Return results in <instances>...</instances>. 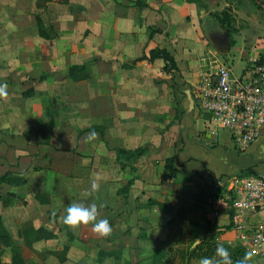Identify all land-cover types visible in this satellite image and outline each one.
Instances as JSON below:
<instances>
[{"label": "crops", "instance_id": "crops-1", "mask_svg": "<svg viewBox=\"0 0 264 264\" xmlns=\"http://www.w3.org/2000/svg\"><path fill=\"white\" fill-rule=\"evenodd\" d=\"M148 1L150 8H140L139 22L122 18L124 15L119 12L122 9L119 5H113L112 10L115 12L108 10L103 14L105 11L103 9L98 14L99 4L96 0L83 7L88 11V18L82 22L81 7L77 6V0H71L68 4L51 2L42 11L37 8V0H0V59L6 58L11 51L8 48L11 47L9 44L11 40L23 42L19 50L23 49V57L27 58L26 61L20 62L19 59L22 58L17 53L19 62H12L11 65L0 62V83H7L8 92L18 91V96H22L14 99L9 93L7 100L0 99V177L8 174L27 181L26 184L19 186L5 183L0 185V214L12 238L22 241L24 245V239L19 236V232L28 223L57 234V239L42 240L33 244L31 248L35 251V263L44 264L45 257H55L59 264H155L167 261L169 256L164 253L172 235L170 229L175 228L178 222H183L184 226L187 225L191 229L186 234L191 240H195L196 237H200L201 240L209 238L204 237L209 234L208 226L218 230L226 228L229 230L228 233L224 234V239H220L226 244L235 237L231 231L232 222L229 216L231 209L227 193L229 180L249 170L257 175H264V158H261L264 150V131L261 138L247 149L241 150L236 145L231 149L224 144L220 148L219 130L223 129L213 127L212 130L210 118L207 121L200 119V108L193 88L192 92L189 87L182 90L181 86L179 89L182 96L179 99L181 102L179 106L184 108L179 125L175 109L172 115H163L164 117L157 113V108L162 103L158 94L159 87L152 95L154 107L151 113L152 121L157 123V131L152 138L156 139L152 143L151 135L145 133L143 135L140 132V137H145L150 145L147 144L149 149L140 156V178H132L134 183L126 193L120 190L128 182L123 187H117L114 192L113 184L108 177L110 165L118 158V152L114 149L128 151L140 148L134 146L140 144L137 142L140 137L135 136L126 123L129 110L127 113L113 115L111 107L105 104L96 116L97 114L92 115L89 112V107L75 108L74 102L77 100L72 98V111H68L69 109L67 112L58 111L52 116L46 115L44 109L32 111V96L37 95L33 91L41 87L50 89L49 85L59 90L68 82L77 84L86 82L68 79L69 67L75 66L74 64L67 66L66 70L60 69L64 67L62 64L64 65L66 57L69 58L72 54L65 55L66 50L62 48L65 42H81L80 30L86 26L90 31L91 40L103 42L111 37V34L125 33L133 36L135 31L139 30L136 25L143 27L144 24V33L141 29L140 31L141 36L145 34L148 36L145 55H149V51L155 48L158 38L165 35L168 38L177 36L168 20L163 27L158 26L162 33L150 37L149 27L160 25L161 19H158L157 23L151 19L150 24L148 18L153 16L152 14H159V10L162 11L160 17L162 15L167 17L170 11H173L175 1L164 0L163 3L156 1L157 4L152 0ZM121 5L128 8L126 4ZM109 6L107 5V9ZM130 8L134 11L137 9ZM5 9L7 16H2ZM113 14L116 19L111 25L110 16ZM37 15L40 16L45 30L50 28L55 34H49V38L40 34ZM32 26L37 28L36 33L35 29L31 30ZM50 46L52 49H49ZM72 47L78 51L74 44ZM228 49L224 47L220 54L227 53ZM204 52L202 49L195 54L199 57L201 54L202 59ZM116 54L111 51L105 55L100 53L112 63L114 70L122 68L121 64L124 62L119 61ZM259 55L255 51L253 56ZM155 61H146V66L143 67H149ZM211 62L220 64V61L215 59ZM13 63H17L16 66L12 65ZM177 64L179 70L168 74L164 80L174 77L178 72L182 74L178 61ZM143 72L146 71L140 74ZM149 73L152 74L148 76L150 78L155 75L153 72ZM126 81L122 79L121 83L119 82L121 88L125 84L128 86L130 82ZM145 87L146 82L140 81V98L137 104L145 95L141 92ZM22 100H27L26 103L29 104L24 112L20 110L18 113L16 106ZM80 115H86L85 119L100 120L96 124L78 125L77 122L80 121L76 118ZM65 116L69 117L67 122L62 121ZM161 119L166 126L175 121L170 133L168 135L166 133L164 138L160 133ZM108 121H111V125L107 124ZM50 122L53 126L49 125ZM100 127L104 129V134L97 131ZM93 129L99 135L95 140L88 141L87 134ZM209 131L213 132L210 138ZM226 136L225 140L231 139L228 132ZM159 145H165L164 149H155ZM176 154L179 172L166 180L168 172L165 169V161ZM155 166H160L163 171L160 180L151 177ZM107 174L108 177H104ZM93 179L100 184L97 193H90ZM38 195H43L45 203L38 199ZM210 197L214 200L212 203ZM152 201L155 204H151ZM72 202L83 203L86 206L93 202L98 206L103 204L98 218L109 220L113 227L112 234L102 238L93 232L91 224L81 225L76 229L65 226L62 217L65 215L66 207ZM247 216L249 223L262 222L264 218L262 215L250 213ZM257 217H260V221H256ZM160 231L166 234L163 238L160 237ZM168 234L170 236L166 237ZM65 247L69 248L66 254L63 253ZM192 248L191 245L186 250ZM131 249L133 251L140 249V256L131 257L129 255ZM40 254L44 255V258L41 259ZM161 254L166 256L165 259L157 261L156 256L160 257ZM60 257H65V260L61 262Z\"/></svg>", "mask_w": 264, "mask_h": 264}, {"label": "rangeland", "instance_id": "rangeland-1", "mask_svg": "<svg viewBox=\"0 0 264 264\" xmlns=\"http://www.w3.org/2000/svg\"><path fill=\"white\" fill-rule=\"evenodd\" d=\"M94 1L95 0H77V6L81 7L82 22L88 18V11L84 10L83 7H87L89 2L92 3ZM135 1L138 0H96L99 4L97 13L100 14L103 9H105L103 13L105 14L108 10L113 9V5H119L122 9L119 11V8H117L116 10L124 15L122 18L125 17L128 18L127 20L139 22L140 7L134 4ZM141 1L146 3L149 2L148 0ZM156 1L163 3L164 0H152L153 3L157 4ZM174 1L175 7L173 11H170L167 17H164L163 15L160 17L159 15L162 11L159 10V14H152L156 18L153 16L148 18V20H150V24L152 23V20H155L157 23V21L159 22L158 19H161L162 22L159 23L160 25L150 26L149 30L151 32L158 30V26L163 27L166 22L170 20V27L174 30L177 36L168 38L165 35V37L158 38L155 48H169L168 50L172 53V55L174 54V57L178 61L182 69V74L178 72L179 75L177 73L174 77L164 80L169 73L164 67L162 68L164 65L162 60L155 61L149 67H143L146 66L145 60L138 62V59L145 55L144 50L147 48L146 43L148 41V36H145L147 34L141 36L142 31L144 33V24L143 27L136 25L137 28L139 27V30L135 31L133 36L125 33L122 35L111 34L112 36L105 39L103 42H95L91 40L89 37L90 31L87 30L88 27L86 26L80 30L81 42H65V46L63 43L58 42L59 45L62 44L64 46L61 47L66 50V56L72 53V57H66L64 65L62 64L64 67L61 66L62 68H59L61 70H66L67 66L73 64L84 67V70L79 71V74L85 76V79L82 81L86 82L81 84L68 82V84H63L59 90H56L52 87V85H49L50 89L41 87L37 89V91H33L36 92L37 95L32 96V111L35 112L36 109H39L40 111L44 109V113L51 116L55 115L58 111L67 112L68 109V111H72V98L77 100L74 102L75 108L82 107V109H84L89 107V112L92 115L97 114L96 116H98L100 110L105 104L111 107V114L113 115L127 113L129 110V116L126 117V123L128 127H130V131H132L135 136L138 135L139 137L140 132L142 134L145 133V135H151L150 140L153 143L156 138H152V135L154 134L153 137L155 136L157 123L156 121H152L153 117L151 113L154 109L152 95L156 92L158 87L160 88V92L158 94H160L162 103L161 106L157 108V113H160L161 117H164L163 115H172L175 109L177 114L176 120L179 125L180 117L183 115L181 112L184 109L179 106L181 104L179 99L182 97L179 89L181 86L182 90L189 87L192 92L191 84H195L198 79V74L203 70L217 66V64L211 61L214 59L216 61H220V64H224L231 69L232 75L241 76L243 71L250 67L249 61L255 57L253 56L255 55V51L260 54L259 56H256V58H262L264 55V9L256 7L250 0ZM121 4H126L128 8ZM107 5H110L108 7L109 9H107ZM129 6L134 7V9L136 7L137 9L134 11ZM112 11L115 12L114 10ZM225 11H229L232 21L230 26V37L229 29L224 28L219 23V20L224 18L223 13ZM146 13L149 15L148 11H146ZM2 16H7L6 9L2 13ZM98 17H100V15H98ZM110 18V24L113 25L116 19L115 14L111 15ZM34 29L36 33L37 28L32 26L31 30L34 31ZM140 29L142 31H140ZM47 32L48 34H52L50 28L47 29ZM4 44L5 43H3V45ZM6 44L8 45V43ZM9 44L11 47L8 46V48H10L11 51L6 58L2 57L0 62H5V65H11V63L15 61L19 62L17 53L20 54V57L22 58L19 59L20 62L26 61L27 58L23 57V49L19 50L21 49L23 42L20 40H11ZM73 44L78 51L72 49ZM224 47L229 48L228 52L220 54ZM49 49H52V47L50 46ZM202 49L207 53L204 52L205 55L201 59V54L199 57L195 53H198V51H201ZM110 51L117 53L116 56L119 61L122 62V60H124L123 64H121L123 69L118 68V70H114L112 63L108 62L103 55H100V53H103L104 55L110 54ZM16 64L17 63H13L12 65L16 66ZM199 66V70L195 72ZM142 71L146 72L140 74ZM149 72H153L155 75L150 78L148 76L152 74ZM196 73H198L197 76H195ZM59 77L60 76H58V78ZM122 79H126V82H130L128 83V86L125 84V86L121 88L120 83ZM140 81L146 82V87L141 91L145 95L141 98L140 103L137 104L138 98H140ZM115 86H119V88H116ZM9 93L12 94L11 97H14V99L22 97L21 95L18 96V91L17 93H15V91H11ZM26 101L27 100H22L21 103L18 102V106H16L18 113L20 110L24 112L27 109L26 107L29 103H26ZM197 105L198 108H200V119L204 121L209 120L208 114L201 108V104L198 99ZM134 109L135 111H133ZM26 113H28V111H26ZM80 116L76 118L77 121H80L77 122L78 125L86 126L94 123L96 124L99 122L98 120H100L98 118L96 120L85 119L86 115ZM67 119H69V117L65 116L62 121L67 122ZM110 122L108 121L107 124L111 125ZM173 124H175V121H172L168 126H166L164 120L161 119L160 128L162 129V132L160 133L162 134V138L165 137L166 133V135L170 133V128H172ZM49 125L53 126L51 122ZM163 128L165 130H163ZM97 131L104 134V129H101V127L100 129H97ZM211 133L213 132L209 131V138L211 137ZM219 133L221 135L220 148H222V144H224L231 149H234L235 144L233 140H225L227 132L219 130ZM137 142H140V144L134 146H140V149H149L147 144L150 145V143L147 142L145 137H140ZM164 147L165 145H159L156 146L155 149H164ZM120 150L121 149H114V151L118 152V158L116 159V162H113V164L110 165L109 177L108 174L104 176L111 180L114 192L117 187H123L128 180L132 178H140V155L129 157L126 154H119ZM129 150L135 151L136 149ZM261 158H264V150L262 151ZM153 170L154 174L151 177H155L160 180L163 173L160 166H155ZM209 199H211V197ZM256 221H260V217H257ZM208 229H210L209 234L204 235V237H213V235H215L216 238H220L221 240L224 239V234H227V231H229L226 228H220V230L211 229V226H208ZM170 230V234L172 235L171 237H169L170 234L166 236L169 237V245H167V251L164 253L169 256V259L166 261L167 264H198L199 260H191L187 255L188 250L186 249L195 243L194 239L191 240L189 237H186V234L191 229L187 225L184 226L183 222H178V225ZM164 233L165 232L162 233L160 231L161 238L166 235ZM15 244L22 253V256L25 258L26 264H38L35 263V251L32 248H27L22 241L17 239L15 240ZM164 254H161L160 257L156 256V260L158 261L166 257ZM129 255L131 257L140 256V249H136V251L131 249ZM40 258H44V255L40 254ZM11 260L12 252L9 248H6L2 255V261L5 263H11ZM44 262V264L60 263L55 257H45ZM250 264H264L263 258L252 253V260L250 261Z\"/></svg>", "mask_w": 264, "mask_h": 264}, {"label": "built area", "instance_id": "built-area-1", "mask_svg": "<svg viewBox=\"0 0 264 264\" xmlns=\"http://www.w3.org/2000/svg\"><path fill=\"white\" fill-rule=\"evenodd\" d=\"M250 1L264 9V0ZM249 62L250 67L241 76L218 64L201 71L192 85L213 127L227 131L241 150L258 141L264 131V60L254 57ZM227 193L234 211L229 216L235 237L226 244L241 246L264 258V218L258 223L247 221L248 213L264 217V175L232 177ZM216 241L222 243L220 238Z\"/></svg>", "mask_w": 264, "mask_h": 264}, {"label": "trees", "instance_id": "trees-1", "mask_svg": "<svg viewBox=\"0 0 264 264\" xmlns=\"http://www.w3.org/2000/svg\"><path fill=\"white\" fill-rule=\"evenodd\" d=\"M71 0H37V8L39 11L44 10L47 7V4L51 2H57L60 4H68ZM140 8H150V5L146 2H142L141 0L135 1L134 3ZM224 18H221L219 20V23L224 27L229 29V37L231 34V17L229 15V11H225L223 13ZM37 23L40 30V34L44 37L49 38V34L47 30H45L42 20L39 15H37ZM162 33L161 30H154L151 32L150 37H153L155 34ZM52 34H55L52 31ZM264 60V55L261 58ZM149 61L153 62L155 60H162L165 63V70L169 74H173L174 71H178V64L175 59V57L171 54L170 51H168L165 48H154L149 51V55H143L142 58L138 59V62L140 61ZM84 70V67H81L79 65H75L70 68L68 73V79L70 81H82L85 79L84 75H80L79 71ZM28 93V92H27ZM26 93V94H27ZM146 152V149H136L135 151H126V150H120L119 154H126L129 157H135L136 155H143ZM177 160L178 155H174L173 157H170L166 159L165 161V169L168 172L166 175V180L171 179L174 175H176L179 172V169L177 167ZM249 175H257L252 170L247 171L246 173L240 174L238 177H244ZM26 179L24 178H17L11 175H4L0 177V185L1 184H9L12 186H19L26 184ZM134 180H129L128 183L120 190L122 193H126L128 189L133 185ZM38 199L41 200V202L45 203L43 195H38ZM1 200V197H0ZM229 202H231L229 200ZM1 203V202H0ZM151 204H155L153 201ZM230 215L234 214L233 209H229ZM19 236L24 239L25 246L31 248L34 243L42 241V240H54L57 239V234L53 233L52 231L44 228L34 227L31 223H28L24 226V228L19 232ZM216 237H209L207 239L201 240L198 246L195 249H189L187 251L188 257L192 259H201L203 257H213L215 255V251L218 245H223L225 248L229 250L231 253L232 259L235 261L238 258H242L244 254L247 252L243 247L236 246V245H228L225 243H218L216 241ZM6 248H9L12 252V262L11 263H5L2 261V255ZM69 248L65 247L63 250V253L66 254L68 252ZM164 259V258H163ZM65 260V257H60V261L63 262ZM0 264H26L22 253L17 248L10 232L6 228L3 222V218L0 214ZM155 264H167L166 261L162 262H156Z\"/></svg>", "mask_w": 264, "mask_h": 264}, {"label": "clouds", "instance_id": "clouds-1", "mask_svg": "<svg viewBox=\"0 0 264 264\" xmlns=\"http://www.w3.org/2000/svg\"><path fill=\"white\" fill-rule=\"evenodd\" d=\"M9 97L7 83H0V99L7 100ZM98 133L93 129L87 134V140L92 141L98 137ZM100 189V184L96 179L91 181L90 193H97ZM104 205L99 206L93 202L85 205L79 202L70 203L65 209V215L62 217V222L70 229H76L81 225L93 226V232L102 238L109 237L113 232V227L107 218H98L99 210ZM201 238L196 237L195 243L192 245L195 249L200 243ZM252 253L246 252L242 258L235 261L232 259L231 253L223 245H218L213 257H203L199 259L198 264H250Z\"/></svg>", "mask_w": 264, "mask_h": 264}]
</instances>
